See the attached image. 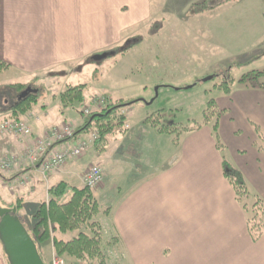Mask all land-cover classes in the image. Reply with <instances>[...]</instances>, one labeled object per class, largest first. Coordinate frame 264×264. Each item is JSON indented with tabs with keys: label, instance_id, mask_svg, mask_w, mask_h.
<instances>
[{
	"label": "crops",
	"instance_id": "obj_1",
	"mask_svg": "<svg viewBox=\"0 0 264 264\" xmlns=\"http://www.w3.org/2000/svg\"><path fill=\"white\" fill-rule=\"evenodd\" d=\"M147 7L146 0H0V63L7 69L33 73L66 57H81L111 47L116 30L122 28L112 20L114 14L142 19ZM229 90L224 100L215 101L221 112L218 134L225 148L224 157L242 174L250 197L257 196L264 202V152L256 149L257 136L251 127L255 124L264 133V90L246 86ZM1 110L8 116L5 120L14 118L10 109ZM19 120L30 127L31 138L0 135V157L20 156L50 127L52 118H37L30 112L19 116ZM70 123L81 126L82 120ZM152 130L155 135L141 131L121 138L128 145L120 147L116 156L130 150L132 159H137L135 168L130 160L123 161L121 184L113 182L105 188L106 171L98 160L103 148L94 145L82 157L45 177L38 172V166L13 167L8 171L9 192L14 190L12 185L24 180L23 185L14 187L17 192L29 188L33 195L43 183L46 202L48 189L61 181L82 186L84 171L95 164L102 168L105 179L97 188L99 194L105 188L107 195L117 197L106 213L99 211L101 219L97 222L102 241L110 236L106 249L113 257L119 253L120 264H264V233L255 241L250 237L248 215L222 176L221 155L215 148L211 124L182 136L180 133L177 139ZM241 130L245 132L242 136ZM84 134L78 133L77 139ZM163 135L165 139H161ZM153 144L160 149L157 154ZM161 151L171 155L168 160H163ZM17 197L16 201H20ZM262 222L264 226V216ZM77 234L57 236L68 242ZM45 242L36 248L43 264H50L54 255L52 240L49 247ZM62 259L65 264H78ZM0 264H8L1 246Z\"/></svg>",
	"mask_w": 264,
	"mask_h": 264
},
{
	"label": "rangeland",
	"instance_id": "obj_2",
	"mask_svg": "<svg viewBox=\"0 0 264 264\" xmlns=\"http://www.w3.org/2000/svg\"><path fill=\"white\" fill-rule=\"evenodd\" d=\"M146 1L148 7L141 14L142 19L130 14H114L112 20L116 25L122 24V28L114 32L111 47L81 57H66L60 63L33 73L0 68V122L8 117L1 109H10L23 91H19L17 85L29 87L37 91V104L31 113L37 114V118H52L48 123L50 127L45 128L38 139L67 122L73 131L77 130L78 126L70 122L82 120L81 104L74 102L71 106H63L59 101L60 95L69 88L85 86L84 104L91 98H103L105 105L139 100L123 109L126 129L108 138V144L98 152V160L106 171V189L113 182L121 184L123 161L130 160L135 168L137 159H132L130 150L128 154L116 156L120 147L126 148L128 145L121 138L141 131L156 134L149 124L144 123L147 117L160 114L161 124L177 126L182 136L184 132L186 134L204 125V111L208 102L224 100L227 87L264 85V0ZM204 5L207 8L204 9ZM95 57L100 59L95 60ZM252 73L261 74L255 81L239 83L243 76ZM207 78L209 80L205 81ZM3 100L6 101L5 105ZM62 121L66 122L51 126ZM241 131L240 136L245 134ZM179 136L172 134L168 137L176 139ZM152 148L155 154L160 150L156 144ZM166 152H160L164 153L163 160L171 156ZM10 177L9 172H0V210L10 209L11 205L17 204L19 209L15 217L30 232L33 214L44 202V184L41 183L33 195L32 190H25V187L20 192L16 187L9 192ZM105 188L101 194L94 189L93 196L99 204V211L106 213L117 197L107 195ZM17 195L20 198L18 202ZM100 216L98 212L93 220L99 221ZM83 232L91 235L88 228H84ZM50 233L52 236L53 231ZM77 233L78 230L67 235ZM58 234L55 233L57 239ZM108 238L107 241H111ZM107 241H102L101 235V264H120L117 260L119 253L113 251V257L106 249ZM44 245L49 247V240ZM92 261L100 264V260Z\"/></svg>",
	"mask_w": 264,
	"mask_h": 264
},
{
	"label": "trees",
	"instance_id": "obj_3",
	"mask_svg": "<svg viewBox=\"0 0 264 264\" xmlns=\"http://www.w3.org/2000/svg\"><path fill=\"white\" fill-rule=\"evenodd\" d=\"M203 8H207L206 5ZM0 67H5L0 63ZM261 73H252L243 76L239 83L243 84L246 80L252 82L257 80ZM19 91L26 87L17 85ZM85 86L69 88L60 95V103L63 106H71L78 102L83 103V91ZM252 88L264 90V85H256ZM230 93L227 87L224 90L225 96ZM139 100L119 101L108 104L101 111H94L88 117H81L82 125L77 129L76 134L87 131H95L98 134V140L95 143L97 149L103 148L108 144V138L122 133L126 129V116L122 115L123 109L129 105L135 104ZM37 104V94L27 95L24 99L17 100L10 108L11 115L18 120L19 116H24L32 111L33 106ZM220 111L214 100H210L204 111V124L210 123L212 126V137L215 148L221 155L222 176L233 190L235 200L242 206L243 211L248 215L247 225L252 240H257L264 233L263 216L264 202L257 196H251L248 192L246 182L239 170L234 168L224 157L225 148L221 143L218 134V117ZM82 115V111H80ZM161 115L147 117L146 124L156 130L158 134L172 135L180 134V128L175 125H162ZM254 133L257 136L255 147L258 151L264 152V136L255 124H251ZM125 128V129H124ZM179 133V134H178ZM177 139V138H176ZM49 199L41 203L33 214V227L28 232L35 245L52 240L54 254L76 262H93V259L102 261L101 255V227L93 219L99 212L93 191L84 186H71L63 181L48 189ZM17 200L16 202H18ZM16 212L19 206L11 205ZM88 228L91 235H86L83 231ZM78 230L75 238L68 242L61 241L55 236H50V232L65 234Z\"/></svg>",
	"mask_w": 264,
	"mask_h": 264
},
{
	"label": "built area",
	"instance_id": "obj_4",
	"mask_svg": "<svg viewBox=\"0 0 264 264\" xmlns=\"http://www.w3.org/2000/svg\"><path fill=\"white\" fill-rule=\"evenodd\" d=\"M105 107L103 99L94 98L91 100L90 107L84 109L87 116L91 110H101ZM74 131L69 124H62L60 128H54L45 133L40 139H36L29 144L20 156L0 157V170L8 171L19 165L34 166L38 164V172L42 176H47L52 172L59 171L68 161L77 159L84 155L97 141L96 132L88 135L73 144L66 142L73 138ZM0 135H9L15 139L28 140L32 136L30 127L21 121H5L0 124ZM62 143L59 149L52 150V145ZM52 150V151H51ZM103 181V171L100 167L92 165L83 173L81 182L84 187L89 189L96 188ZM24 180L17 181L18 185H23ZM51 264H64V261L53 256ZM78 264H96L94 262H79Z\"/></svg>",
	"mask_w": 264,
	"mask_h": 264
},
{
	"label": "water",
	"instance_id": "obj_5",
	"mask_svg": "<svg viewBox=\"0 0 264 264\" xmlns=\"http://www.w3.org/2000/svg\"><path fill=\"white\" fill-rule=\"evenodd\" d=\"M35 93L28 87L20 93L18 100ZM0 244L8 264H43L36 245L15 217V209L0 210Z\"/></svg>",
	"mask_w": 264,
	"mask_h": 264
}]
</instances>
